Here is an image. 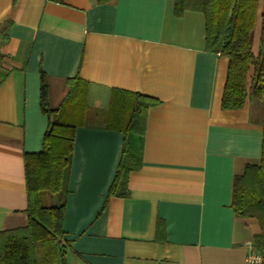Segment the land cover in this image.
I'll return each mask as SVG.
<instances>
[{
  "label": "crops",
  "instance_id": "1",
  "mask_svg": "<svg viewBox=\"0 0 264 264\" xmlns=\"http://www.w3.org/2000/svg\"><path fill=\"white\" fill-rule=\"evenodd\" d=\"M257 36L258 27L255 50ZM227 64L206 49L203 13L177 17L170 0H0V230L28 222L23 156L41 150L47 126L42 69L52 108L76 75L88 84L87 103L103 97L108 105L114 89L157 101L146 111L127 197L106 198L122 119L106 112L76 127L67 264H246L260 228L235 215L231 188L259 161L264 101L247 96L241 108L223 109Z\"/></svg>",
  "mask_w": 264,
  "mask_h": 264
},
{
  "label": "trees",
  "instance_id": "2",
  "mask_svg": "<svg viewBox=\"0 0 264 264\" xmlns=\"http://www.w3.org/2000/svg\"><path fill=\"white\" fill-rule=\"evenodd\" d=\"M62 1V0H58ZM111 0H96L104 3ZM174 15L196 10L205 18L206 49L227 58L221 107L239 109L247 96L264 101V0H170ZM258 27L257 48L255 33ZM40 110L47 118L41 150L24 153V178L28 222L0 230V264H67L69 241L64 237L63 213L76 127L86 118L88 84L77 75L67 78L68 93L59 106L48 101L45 72L40 69ZM157 103L148 95L112 90L109 116L122 119L120 161L107 197H127V179L141 161L146 111ZM137 136L136 145L131 137ZM42 192L55 195L53 205H43ZM231 208L237 217L255 218L260 232L257 248L264 246V130L257 163H247L232 179Z\"/></svg>",
  "mask_w": 264,
  "mask_h": 264
},
{
  "label": "rangeland",
  "instance_id": "3",
  "mask_svg": "<svg viewBox=\"0 0 264 264\" xmlns=\"http://www.w3.org/2000/svg\"><path fill=\"white\" fill-rule=\"evenodd\" d=\"M87 109H86V118L85 120L89 122H95V121H101V113H104L103 116L106 114L107 111L106 107L107 105V100L104 99L103 97L100 98L99 102L96 103L93 100H90L89 103H87ZM98 117V118H96ZM56 196L55 195H50L47 192H42L40 195V201L41 204L43 205H53L55 203Z\"/></svg>",
  "mask_w": 264,
  "mask_h": 264
},
{
  "label": "built area",
  "instance_id": "4",
  "mask_svg": "<svg viewBox=\"0 0 264 264\" xmlns=\"http://www.w3.org/2000/svg\"><path fill=\"white\" fill-rule=\"evenodd\" d=\"M246 264H264V246L257 248L250 245L245 255Z\"/></svg>",
  "mask_w": 264,
  "mask_h": 264
}]
</instances>
